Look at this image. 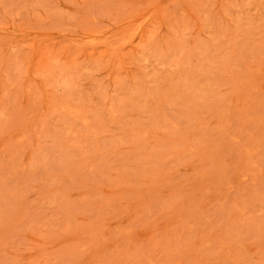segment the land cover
<instances>
[{"label":"rangeland","instance_id":"374dc122","mask_svg":"<svg viewBox=\"0 0 264 264\" xmlns=\"http://www.w3.org/2000/svg\"><path fill=\"white\" fill-rule=\"evenodd\" d=\"M0 264H264V0H0Z\"/></svg>","mask_w":264,"mask_h":264}]
</instances>
